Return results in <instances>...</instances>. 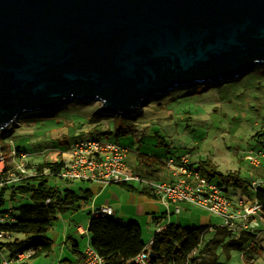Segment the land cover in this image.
<instances>
[{
  "label": "water",
  "instance_id": "95a60500",
  "mask_svg": "<svg viewBox=\"0 0 264 264\" xmlns=\"http://www.w3.org/2000/svg\"><path fill=\"white\" fill-rule=\"evenodd\" d=\"M256 66L264 0H0V133L75 101L131 115Z\"/></svg>",
  "mask_w": 264,
  "mask_h": 264
},
{
  "label": "rangeland",
  "instance_id": "374dc122",
  "mask_svg": "<svg viewBox=\"0 0 264 264\" xmlns=\"http://www.w3.org/2000/svg\"><path fill=\"white\" fill-rule=\"evenodd\" d=\"M257 67L260 66L255 68ZM223 86L200 85L199 87L203 88L191 95L186 93L190 89L180 87L168 97L156 98L152 108L136 116L134 119L137 122L136 132L125 139V142L129 141L132 148L140 147L142 151L154 153L165 149L157 145L160 142L159 137H162L161 141L167 143L171 149L170 155L190 152V159L194 161L209 158L216 163L218 171L227 173L238 170L243 177L251 179L256 169L249 164L246 156L251 153V150L258 152L264 149V136H255L257 131H264V67L261 66L252 79L227 82ZM159 102L166 104L164 107H159L157 105ZM96 104L101 105L100 102ZM77 105L65 106H68V109L74 113L82 110V107ZM63 108L64 106L58 109ZM138 110L141 111V108ZM56 111H53L54 114L52 112L53 118L49 119L42 117V111L35 114L29 112L20 118L19 124L14 128L16 130L13 134L6 136L4 141L7 160H11L7 161L9 165L13 166L21 161L20 157L14 158L12 156L14 153H11L17 148L28 152L25 159L27 162L41 163L67 159V148L73 144L75 138L81 134L91 133L92 125L88 123L90 115L79 116L78 113V116L73 117L66 116V111L58 113ZM82 121H84L83 126L79 127V122ZM3 135L5 134L1 132L0 136ZM63 137L67 138L69 144L61 142ZM50 183L60 186L61 189L71 187L79 193L88 187H94L92 181L83 180L66 183L61 179H51ZM138 186L141 187L142 184L138 183ZM234 190L236 193L243 191L242 188H235L231 185L230 193L233 194ZM124 192L126 195H131V192L125 189ZM138 195L141 196L139 192ZM5 197L7 207H19L21 204L31 202L29 197L10 200L8 193ZM142 197L146 196L142 195ZM261 202L264 204L262 200ZM180 205L183 208L182 213L173 214L174 223L191 227L209 224L210 228L224 225L223 217L207 209L200 206L190 205V207L185 202H181ZM162 212L163 209L155 214L151 212L148 215L138 214L143 239L147 243H150L158 228L153 216L160 218L161 222L158 224L167 223ZM262 213L263 210L259 216V222L256 221L258 222L257 228L254 226L250 230V233L257 235L247 239L243 248L230 246L226 250L224 245L220 246L219 259L221 262L225 264H264V217ZM62 214L58 215L54 228L47 234L54 240L52 252L48 255L24 259L20 261L21 263L29 261V264H66L65 259L74 254L68 250L63 253L66 243L69 250L72 248L71 240L68 238L66 242L63 240L64 231L68 233L67 235L75 236L79 240L82 251L87 250L88 237L76 232L77 225L73 224V221L69 228V225L63 221ZM81 223L88 227L87 220ZM215 234L214 229L208 231L205 241L214 238ZM197 242L198 239H193L191 243L193 248L197 246Z\"/></svg>",
  "mask_w": 264,
  "mask_h": 264
},
{
  "label": "trees",
  "instance_id": "16d2710c",
  "mask_svg": "<svg viewBox=\"0 0 264 264\" xmlns=\"http://www.w3.org/2000/svg\"><path fill=\"white\" fill-rule=\"evenodd\" d=\"M260 67L242 76L232 79L227 78L217 85L224 87L223 85L227 82L252 79L256 76L257 70ZM200 85H206L207 87L216 86L215 84L205 83L180 87L190 89L186 93L191 95L203 88L199 87ZM180 87L170 90L167 94L154 96L149 104L142 107L141 111L138 110L139 112L133 113L134 115H122L102 111L99 109L100 105L96 104V102L85 101L67 104L68 106L78 104L77 106L82 107L80 112L73 113L71 109H68V106H64L61 110L57 109L56 112L66 111V116L73 117L78 116V113L79 116L90 115L88 123L92 126L89 135L127 144L126 147L129 151L127 164L134 174L142 176L145 179L158 181L173 180L168 160L172 157L180 158L183 154H190V152L181 154L172 153L170 155L171 149L167 143L163 140L161 141L162 137H159L160 142L157 145L165 149L154 153L142 151L140 147L132 148L129 141L125 142V139L133 136L136 132L137 122L134 119L137 115L152 108L156 98L168 97ZM164 104L166 103L159 102L157 105L164 107ZM42 113L44 119H49L53 118L52 115L55 112L52 114V112L42 111ZM19 122L20 120L16 123V127ZM83 123L84 121L79 122V127L83 126ZM6 136L8 135L0 136L1 151L5 159V168L0 172V183L4 181L0 189V214L11 212L13 220L0 223V233L4 232L0 236V262L6 258L12 261V264H29V261L18 263L15 259L18 254L24 252L30 253L28 259L50 254L53 250L54 240L49 238L47 234L54 228L58 215L66 212L74 213L80 210L82 203L88 202L92 193L88 188L79 193L71 187L61 189L60 186L50 183L51 179H59V174L65 167L64 159L41 163L27 162L25 165L27 174L19 171L16 164H14L15 166L9 165L8 162L11 160H7L5 154L6 146L4 141ZM255 136H264V131H257ZM61 142L69 144L66 137H63ZM15 151V158L20 157L21 152H27L22 148H17ZM188 166L193 171H198L203 177L215 181L228 196H230L228 192L231 185L244 190H249L252 186V181L243 177L240 171L235 170L222 173L217 170L216 163L209 158L199 161L190 159ZM119 184L130 191L157 197L144 186L139 187L137 184L131 182H119ZM255 190L257 191V197L264 202V189L259 188ZM6 193H8L10 200L29 197L31 202L21 204L19 207L8 208L6 206ZM262 216L264 217V207ZM209 229L210 226L191 227L170 223L155 234L151 244V254L148 264H225L219 259L220 246L224 245L226 250L230 246L241 249L244 247V242L251 237H246L244 234L249 231L248 229L244 231L240 238L236 239L234 238V231L222 225L214 228L216 231L214 238L205 241V235ZM89 232L92 246L105 257L107 264H139L134 260L148 245L143 239V231L138 222H123L114 215L94 216L90 221ZM68 239L72 241L71 251L76 255V262L83 264L85 252L81 250L79 240L73 236H69ZM193 239H198L197 246H194V248L191 245ZM203 243L204 245L202 246ZM3 254L4 258L2 259L1 256Z\"/></svg>",
  "mask_w": 264,
  "mask_h": 264
},
{
  "label": "built area",
  "instance_id": "2783aa9c",
  "mask_svg": "<svg viewBox=\"0 0 264 264\" xmlns=\"http://www.w3.org/2000/svg\"><path fill=\"white\" fill-rule=\"evenodd\" d=\"M14 158L15 149L12 150ZM68 158L65 160V167L59 174V179L67 181L83 180L97 181L103 184L113 182H138L146 187L157 197L170 206L175 204L174 210L181 211V202L193 206H200L224 218V225L234 232H242L254 227L259 222V216L264 204L259 198L253 200L233 199L226 194L220 185L203 177L198 171L189 168L191 155L183 154L180 158L172 157L168 160L173 180L158 181L145 179L142 176L132 173L128 169V148L114 140L101 137H93L89 134L78 135L73 144L67 149ZM247 155V159L254 165H262L264 151L254 152ZM2 153V151H1ZM28 152H21V161L16 163L17 169L27 174L26 162ZM17 158V157H16ZM5 168V159L2 153L0 159V172ZM14 175V173H12ZM4 181L0 183V186ZM254 189H264V176H260L252 181ZM95 216H112L115 208L112 205L104 204L95 209ZM11 212L0 214V223L12 221ZM258 221V222H256ZM4 232L0 233L2 236ZM83 234H88L84 230ZM150 242L144 250L135 258L139 264H148L151 254ZM30 253L18 254L15 261L20 262L28 258ZM12 261L4 258L0 264H11ZM73 264H79L74 262ZM83 264H107L106 259L88 241V248L85 251Z\"/></svg>",
  "mask_w": 264,
  "mask_h": 264
},
{
  "label": "crops",
  "instance_id": "0c3cea01",
  "mask_svg": "<svg viewBox=\"0 0 264 264\" xmlns=\"http://www.w3.org/2000/svg\"><path fill=\"white\" fill-rule=\"evenodd\" d=\"M123 145L127 146V144H123ZM263 150H260V151H263ZM246 158H247V156H246ZM64 160H66V159H64ZM25 162L27 163V161H25ZM248 162L252 167H254L256 169V173L251 177L250 181H253L256 178H259L260 176H264V159H262V165H260V166H256V165L252 164L249 160H248ZM128 169H129V167H128ZM68 182H71V181H67L66 183H68ZM131 183H135L138 185V182H136V181L131 182ZM93 184H94V187H88V189L91 190L92 196L88 202L82 203V208L80 210H78L74 213L66 212V213L62 214L63 215V221L66 222V225H69L68 226L69 228L71 227V224L73 222H74L73 224L77 225L76 232L79 235L82 234L84 230H88L89 235L84 234L85 236L88 237V241H89V239H91L90 232H89V225H90L91 219L95 216L93 213H94L95 209H98L99 207H101L104 204L114 206V208H115L114 216L123 222L135 221V222L140 223L138 220V214L139 215H144V214L148 215V214H150V212H151V214H155V213L159 212L160 209H163L162 215L164 216L165 219H167L166 220L167 223L164 225H163V223L158 224L161 222L160 218L156 215L153 216L155 223L158 226L157 230L155 231V234L157 232L161 231L162 229H164L170 223H174V216H173L174 213H182V209H183L182 205H181V211L176 212L174 210V208L176 206L175 204H171L170 206H168L164 202H162L158 197H155V196H152L149 194L145 195V194L139 193L141 195V196H139L138 192L130 191V190L126 189L124 186L119 184V182L103 184L101 182L94 181ZM141 187H143V186H141ZM0 189H1V186H0ZM124 189L131 192V195H126L124 192ZM235 191L236 190H234L233 194H231L229 191L228 194L230 195L231 198L236 199V200H239V199L253 200L257 197V191L252 186L250 187L249 190L243 189V191L237 192V193ZM142 195H144L146 197H142ZM187 205L190 206V204H187ZM191 206H193V205H191ZM12 207H14V206H11L8 208H12ZM85 220H87V226L88 227L84 226L81 223L82 221H85ZM177 224H179V223H177ZM211 224H212V222H211ZM197 226L198 225H195V227H197ZM206 226H209V224ZM252 228L253 227H251L249 229V231L246 233L242 232L241 235H239L238 231L234 232V234H235L234 238H236V239L240 238L243 233L245 234L246 237L252 236V234L249 233ZM254 228H257V227L255 226ZM213 229H214V227H211L209 229V231H211ZM67 234L68 233H66L64 231L63 240L65 242L68 241L67 238L69 235H67ZM255 235H257V234H255ZM70 236H72V235H70ZM154 236H153V238H154ZM73 237H75V236H73ZM153 238L150 240V242H152ZM67 246L68 245L66 243L63 253H65L66 250L73 253L71 250H69L67 248ZM1 257L3 259L4 254ZM25 259H28V258H25ZM65 261H66V264H73L74 262H76V255L74 254L73 256L66 258Z\"/></svg>",
  "mask_w": 264,
  "mask_h": 264
}]
</instances>
